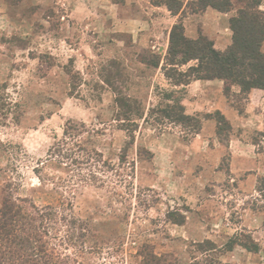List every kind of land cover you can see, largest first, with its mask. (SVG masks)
Segmentation results:
<instances>
[{
  "label": "rangeland",
  "instance_id": "rangeland-1",
  "mask_svg": "<svg viewBox=\"0 0 264 264\" xmlns=\"http://www.w3.org/2000/svg\"><path fill=\"white\" fill-rule=\"evenodd\" d=\"M177 1L172 23L167 0H0V209L11 195L56 210L51 264H264V212L252 206L264 95L223 93L231 128L217 135L207 94L173 86L164 59L178 22L226 50L236 12L193 14ZM121 96L143 112L135 125ZM172 100L199 119L197 135L162 119ZM68 122L84 124L81 141L107 162L102 181L75 184L78 170L48 159ZM230 242L257 252L236 245L230 256Z\"/></svg>",
  "mask_w": 264,
  "mask_h": 264
},
{
  "label": "trees",
  "instance_id": "trees-1",
  "mask_svg": "<svg viewBox=\"0 0 264 264\" xmlns=\"http://www.w3.org/2000/svg\"><path fill=\"white\" fill-rule=\"evenodd\" d=\"M263 0H191L190 10L193 14L204 12L211 8L220 13L235 11L229 20L232 33L231 44L224 51L214 47V43L205 36L190 39L185 35L181 22L172 26L169 32L168 48L164 59V75L175 87H186L192 81L220 80L224 82V96H242L246 100L250 91H264V11L261 10ZM168 11L176 16L183 5L177 0L164 2ZM188 66L185 71L180 68ZM160 60L153 61L152 67L157 68ZM233 88H237L235 91ZM170 96L167 95V100ZM116 103L123 110V119L128 125H135L134 117L142 118V111L136 100L129 97H117ZM154 112V111H152ZM159 112L163 120L185 127L192 135H197L201 129L199 119L185 114L181 101L172 100ZM239 114L243 112L239 109ZM216 133L220 137L222 127L231 128L224 115L219 111ZM150 115V114H149ZM148 118L146 116L144 120ZM123 121V122H124ZM84 124L68 122L61 138L56 139L48 150V159H53L65 167L78 170L77 175H71V182L95 184L98 180L96 172L107 170V162L102 160L100 153L89 150L81 141ZM128 132L134 130L127 129ZM257 153L264 157V142L255 140ZM82 168H90L87 178ZM93 168V169H91ZM76 178V180H73ZM74 184V183H73ZM257 197L252 206L264 212V172L256 181ZM11 197V195H10ZM6 198L0 209V264H51L53 254L48 251V228L57 221L58 213L54 208L38 209L29 200L21 198ZM236 245L249 252H257L247 245L230 242L227 252Z\"/></svg>",
  "mask_w": 264,
  "mask_h": 264
},
{
  "label": "crops",
  "instance_id": "crops-1",
  "mask_svg": "<svg viewBox=\"0 0 264 264\" xmlns=\"http://www.w3.org/2000/svg\"><path fill=\"white\" fill-rule=\"evenodd\" d=\"M212 10L206 12V15L210 18L212 17L211 15L213 14ZM171 16L172 17H170V21H173L172 23H174V21H175L174 18L176 16H174V15H171ZM212 23H213V21H212ZM169 31H170V29H169ZM226 31H227V34H224L225 36H223V41L226 42V44H229L231 42V33H230L231 30L228 27V28H226ZM163 50H164V48H163ZM186 88H187L188 93L192 96L198 95L202 92H205L208 96V100H205V101L209 102L211 107H215L216 108L215 110L219 111L223 115H226V113H229V108L227 107L228 106L227 103L226 102L223 103L220 99V97L224 93L223 92V89H224V82L223 81H220V80L192 81V82H190L189 85L186 86ZM259 93H261V94H259ZM256 95H260L262 97V95H264V91L258 90V89L251 90L249 95H248L249 100H250V98H252ZM237 119L243 120V117L241 119H240V117H237ZM238 123H239V121H238ZM230 147H231L230 149H233V145H231ZM177 229L179 230L180 227H178ZM234 252H236V248H234L232 251H230L229 255L232 256Z\"/></svg>",
  "mask_w": 264,
  "mask_h": 264
}]
</instances>
